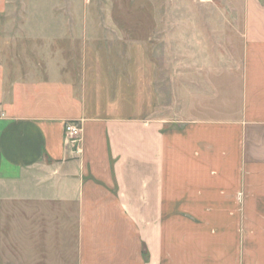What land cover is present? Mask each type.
<instances>
[{
  "label": "crops",
  "instance_id": "crops-1",
  "mask_svg": "<svg viewBox=\"0 0 264 264\" xmlns=\"http://www.w3.org/2000/svg\"><path fill=\"white\" fill-rule=\"evenodd\" d=\"M5 9L0 264H264V0H245L220 104L177 125L111 105L82 14Z\"/></svg>",
  "mask_w": 264,
  "mask_h": 264
},
{
  "label": "rangeland",
  "instance_id": "rangeland-1",
  "mask_svg": "<svg viewBox=\"0 0 264 264\" xmlns=\"http://www.w3.org/2000/svg\"><path fill=\"white\" fill-rule=\"evenodd\" d=\"M5 5L7 13L82 14L87 61L104 76L120 78L111 79L107 94L120 113L177 125L220 104L207 99L210 89H220V79L239 66L245 0H5Z\"/></svg>",
  "mask_w": 264,
  "mask_h": 264
},
{
  "label": "built area",
  "instance_id": "built-area-1",
  "mask_svg": "<svg viewBox=\"0 0 264 264\" xmlns=\"http://www.w3.org/2000/svg\"><path fill=\"white\" fill-rule=\"evenodd\" d=\"M63 131L65 139L68 142L75 144L80 136L81 125L76 120H68L64 123Z\"/></svg>",
  "mask_w": 264,
  "mask_h": 264
}]
</instances>
